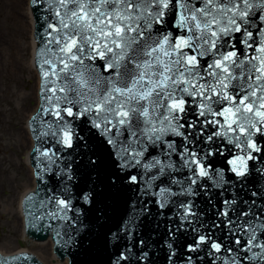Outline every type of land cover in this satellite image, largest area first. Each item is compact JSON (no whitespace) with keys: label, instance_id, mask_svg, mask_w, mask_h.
Returning a JSON list of instances; mask_svg holds the SVG:
<instances>
[{"label":"snow or ice","instance_id":"1","mask_svg":"<svg viewBox=\"0 0 264 264\" xmlns=\"http://www.w3.org/2000/svg\"><path fill=\"white\" fill-rule=\"evenodd\" d=\"M31 3L43 39L28 227L75 245L92 221L105 246L128 241L112 264L135 245L150 264L135 232L166 217L167 264H264V0ZM129 192L133 214L103 231L106 201Z\"/></svg>","mask_w":264,"mask_h":264},{"label":"rangeland","instance_id":"2","mask_svg":"<svg viewBox=\"0 0 264 264\" xmlns=\"http://www.w3.org/2000/svg\"><path fill=\"white\" fill-rule=\"evenodd\" d=\"M26 6L22 4V8L16 9L19 13L14 14L10 0H0V50L3 53V58L0 57V250L10 255L23 248L32 255H50L49 247L42 248L39 241L21 237L17 219L22 212L20 194L26 186L33 185L31 165L24 157L30 150L27 146L31 138L26 113L35 106L37 92L34 35L19 34L20 23L29 21ZM16 57L21 66L25 63L31 66L18 70L10 64Z\"/></svg>","mask_w":264,"mask_h":264},{"label":"water","instance_id":"3","mask_svg":"<svg viewBox=\"0 0 264 264\" xmlns=\"http://www.w3.org/2000/svg\"><path fill=\"white\" fill-rule=\"evenodd\" d=\"M31 8L33 10L34 20H35V37L37 41V52H36V58L35 63L38 69L39 64V57H38V51L41 47V40L43 39L42 35H37V33H43V28L39 26L37 23V16L39 15L38 11L32 6ZM40 77V76H39ZM41 81V78H40ZM41 86V83H40ZM36 113V112H35ZM31 118H30V130H31ZM32 134V131H31ZM33 140L35 142V145L37 143L35 136L32 134ZM45 146H48L45 142ZM32 166L35 169V161L33 160V150L31 155ZM219 166V165H218ZM259 177H256V180L259 181ZM38 183V181H37ZM115 191V190H114ZM32 192V191H30ZM31 194V193H28ZM128 198L127 204L124 203V196H119L117 200L114 202L111 198H109L106 203L109 205L108 211H107V217L104 220H101L99 223L105 224V228L103 231H107L108 228H111L112 231L117 230V225L123 224V221L128 219L133 214V204H132V198L133 193L129 192L126 194ZM23 209L25 214V220H26V228L29 232L30 236H32L34 239H38L39 242H43L47 239H49L50 235H52L55 239V250L56 254L63 259L64 257H69V263L68 264H112V261L116 259V257L119 255V251H123L126 244H128L127 240H123L119 242V251L117 247L115 246V242L111 240L110 234H109V242L105 246L103 241L98 239V237L101 234V229L99 227V224L94 223L92 221H89V223H92V230L84 231L81 233V237L77 238L78 243L73 245L72 243H65L66 237L61 236L60 238H57L55 235V232L52 230H41V229H35V228H29L28 227V218L27 213L25 210V205L23 202ZM115 209V210H113ZM153 213L157 211L156 207L153 206L152 208ZM171 213H166V216H170ZM167 220L166 217H148L144 218V222L140 224L139 228L135 232V237L138 240L139 238H144L147 242L149 247L143 249L144 251L149 252V261L150 264H167L166 257L168 255V249L166 245L164 244V239H166V233H167ZM49 234V237L45 239ZM45 239V240H43ZM40 242V243H41ZM131 246V245H130ZM178 250H181L184 252V254H187L186 249H180V244H177ZM141 252V248L139 245L133 246V253L132 259L129 262V264H136V256L139 255ZM27 256L31 257V260L28 262V264H41L38 260H36L33 255H29L26 253H21ZM17 254V255H21ZM14 256V255H11ZM7 256V257H11ZM5 257V256H0Z\"/></svg>","mask_w":264,"mask_h":264},{"label":"bare ground","instance_id":"4","mask_svg":"<svg viewBox=\"0 0 264 264\" xmlns=\"http://www.w3.org/2000/svg\"><path fill=\"white\" fill-rule=\"evenodd\" d=\"M10 2H11V5H12V8H13V12H14V14H15V12L16 13H19V11H17L16 9H19V8H22L21 6H22V4H24L25 6H26V8L24 7V10H25V14L29 17V21L27 22V24H25V22H23L25 25H27V26H25L24 24L22 25V23H20V30H19V34L21 35L22 33H29V35L30 34H33V32L35 31V20H34V15L32 14L33 13V10H32V8L30 7V4H29V2H30V0H10ZM22 11V10H21ZM21 11H20V14H21ZM24 13V12H23ZM27 28H25V27ZM28 30V31H27ZM19 35V36H20ZM33 41H35V42H33V46L35 47L34 48V51H33V55L35 54V52H36V48H37V41H36V39L34 38V40ZM16 46V45H15ZM3 55V53H2V51L0 50V57ZM1 58H3V57H1ZM1 58H0V60H1ZM4 59H5V57H4ZM33 60H34V57H33ZM14 63H10L12 66H15V67H17L18 68V70H23V68L25 67V69H27V67L28 66H31V64H29V65H27L26 63L23 65L22 64V66H24V67H22L21 66V62H20V59L19 58H14ZM32 63V62H31ZM34 63V62H33ZM16 64H17V66H16ZM36 69H35V73H36V80H37V92H36V96L34 97V98H36V100H35V106L33 107V108H31V110H29V112L27 111V113H26V118H30V116L32 115V114H35V111H36V109H37V107H38V104H39V97H38V93H39V91H38V88L40 87V77H39V74H38V71H37V67H35ZM30 113V114H29ZM27 129V128H26ZM27 132H28V134L30 135V131H29V128H28V130H27ZM31 136V135H30ZM33 138H32V136H31V138L29 137V145L27 146V148L28 149H30L29 150V152L27 151V153H26V155H25V159H26V161H28V160H30V152L32 151L31 149H33V140H32ZM30 167V171H31V177H32V179H33V185L32 186H26L25 187V189L23 190V192H21V194H20V201H19V203H20V208H21V206H22V202H23V199H25V196L28 194V193H31L30 191H32L33 189H35L36 188V182H35V176H33L34 175V171H33V168H32V166H29ZM17 219L18 220H20V226H21V237H24V236H28V235H30L29 234V232L27 231V229H26V224H23L24 223V215H23V213L21 212L20 214H18V216H17ZM54 243H53V239L51 238V235H50V237H49V239H47V240H45V241H43V242H41V247L43 248H45V246L46 247H49V253H50V255H42V254H36V255H33L35 258H37V259H39L40 261H41V263H43V264H68L69 263V257H64L63 259H61L57 254H56V250H55V247H54V245H53ZM21 254V253H27V254H29V255H32V253L30 254V253H28V252H26L23 248H20V249H18L17 251H14V252H12V253H10V255L9 254H7L6 252H4V251H1L0 250V255L1 256H11V255H17V254Z\"/></svg>","mask_w":264,"mask_h":264}]
</instances>
